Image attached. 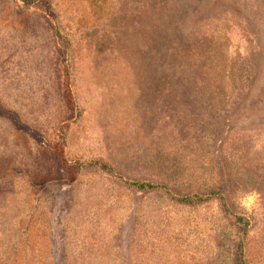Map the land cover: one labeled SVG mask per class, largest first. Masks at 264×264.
<instances>
[{
  "label": "rangeland",
  "instance_id": "rangeland-1",
  "mask_svg": "<svg viewBox=\"0 0 264 264\" xmlns=\"http://www.w3.org/2000/svg\"><path fill=\"white\" fill-rule=\"evenodd\" d=\"M0 264H264V0H0Z\"/></svg>",
  "mask_w": 264,
  "mask_h": 264
},
{
  "label": "trees",
  "instance_id": "trees-1",
  "mask_svg": "<svg viewBox=\"0 0 264 264\" xmlns=\"http://www.w3.org/2000/svg\"><path fill=\"white\" fill-rule=\"evenodd\" d=\"M69 96H70V94H69ZM143 186H150V184H145V183H143ZM186 197H183L182 199L184 200Z\"/></svg>",
  "mask_w": 264,
  "mask_h": 264
}]
</instances>
